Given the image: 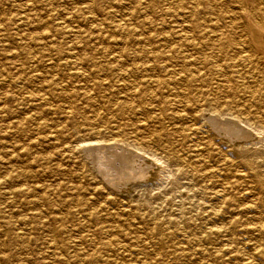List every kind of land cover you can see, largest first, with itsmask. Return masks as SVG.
Here are the masks:
<instances>
[{
	"label": "bare ground",
	"instance_id": "bare-ground-1",
	"mask_svg": "<svg viewBox=\"0 0 264 264\" xmlns=\"http://www.w3.org/2000/svg\"><path fill=\"white\" fill-rule=\"evenodd\" d=\"M156 1L154 10L160 24L164 23L166 14L170 15L172 23L179 16L188 20H180L177 27L173 25L169 30L136 34V46L129 41L120 49L105 54L111 59L107 66L92 55L89 60H82L76 54L63 62L54 60L52 67H68L72 85L53 83L49 92L64 97L67 105L54 103L55 94L48 95L47 90H41V93H28V90L27 95L42 106L52 109L54 106L69 118L79 116L89 132L72 140L74 135L79 136L75 132L65 142L68 143L65 151L77 150L87 159L91 165L88 171L101 177L99 186L108 184L118 193L136 189L151 178L159 181L173 178L195 195L186 197L182 216L175 210L173 214H161L153 207L146 213L149 220L139 211L131 215L136 221L133 231L123 228L110 231L111 228H103L101 205H88L78 198L77 204L72 205L71 200L66 207H57L55 212L49 213L52 203L48 195L45 192L36 194L35 190L43 188L47 192L49 188L48 194H54L56 188L42 182L13 186L14 181L21 178V182H30L37 177L36 171H22L18 170L20 166L18 169L12 166L8 172L0 174L1 201L14 194L22 196L21 201L36 212L32 213V222H27L28 225L35 229L45 227L55 239H69V229L67 224L64 225L66 215L75 218L80 214H84L83 223L92 221L96 228L90 236L81 233L76 238L110 239L103 244L104 252L111 249L127 252L131 246L118 240L122 237L201 239L202 232L188 231L192 223L196 227L211 225L212 234H220V227L239 223L246 224L251 232L264 233V221L258 212L262 205L260 195L264 199V153L255 149L252 155H247L252 147L264 142V0H229L233 5L231 9L227 4L219 8L217 0H206L209 7L203 15L211 17V25L203 15H196L197 0H188L186 5L183 0H170V7H164L169 0ZM180 11H183L182 16ZM144 23L145 20L141 24ZM83 62L88 63V68H80ZM106 70L109 71L108 81L105 76L104 79L95 77L94 82L91 80L93 74ZM112 76L116 78L113 82L118 89L123 90L119 92L120 96L108 93L114 90ZM0 78L9 84L16 82L10 75ZM88 81L93 85L86 84ZM103 86H106L108 96L100 101L89 91ZM81 92L92 108L91 117L79 111L75 104ZM101 109L108 111L109 116H101ZM59 131L54 128L51 135L56 136L61 133ZM222 143L229 144L237 152L236 158H228L220 149ZM1 144V151H4L6 147L3 142ZM86 144L90 145L83 146ZM30 157L31 163L41 161L36 155ZM240 166L245 168L242 170ZM6 181H9V187L3 186ZM238 181L254 185L257 196L249 195L245 202L231 197L230 189ZM133 182L140 184L135 186ZM206 197L212 198L213 202L204 207ZM41 210L43 216L37 214ZM106 217L112 216L106 214ZM48 219L53 223L50 224ZM170 224L175 231H166ZM97 231L103 232L105 237L94 235ZM99 258L103 264H114L97 253L88 257L87 262L94 264Z\"/></svg>",
	"mask_w": 264,
	"mask_h": 264
},
{
	"label": "rangeland",
	"instance_id": "rangeland-1",
	"mask_svg": "<svg viewBox=\"0 0 264 264\" xmlns=\"http://www.w3.org/2000/svg\"><path fill=\"white\" fill-rule=\"evenodd\" d=\"M197 1L199 7L196 15L201 17L209 4L206 0ZM170 2V0L167 1L168 4L164 7H170ZM186 2L188 0H183V5H186ZM216 3L221 9L225 4L228 9L233 8L229 0H217ZM156 8V0H0V77L10 75L16 81L14 84H9L0 78V156L2 157L0 174L8 172L12 166L16 169L20 166L18 170L22 171H36L37 177L30 182H21V178L17 179V182L14 181L13 186L21 184L32 186L33 183L42 182L50 185L51 188H56L54 194H48L49 188L47 192L43 188L35 190L36 194L42 195L45 192L48 195L52 203L48 209L49 213L55 212L57 207L59 209L66 207L71 200L72 205L77 204L79 198L85 200L88 205L91 203L102 206L100 217L103 224L105 223L104 230L111 228L110 231L113 229L116 231L123 228L133 231L136 221L131 215L134 212L139 211L147 220L149 219L146 213L153 207L161 214H173L175 210L182 216L185 212L186 197L195 195L192 191H186L180 186L181 182L173 178L167 181L151 178L152 180L142 184L133 182V185L140 184V186L130 191H118V193L107 186L108 184L104 183L105 187L99 186L101 177L88 171L91 165L87 159L77 150L65 151L68 145L65 142L69 141L75 132L79 136L74 135L72 140L89 132L81 123L79 116L69 118L54 106L53 109L51 106L48 108L42 106L27 95L28 90V93H41V90H47L48 95L55 94L52 99L54 103L67 105L68 101L66 102L64 97H56L54 91L49 92L53 83L71 84L68 79L70 74L68 67L54 68L52 67L54 60L63 62L74 54L82 60L83 58L89 60L92 55L107 66L111 60L107 57L108 53L120 49L129 41L135 44L134 46L137 45L138 35L136 34L159 29L169 30L173 25L177 27L180 20H188L179 16L172 23L169 19L170 15L166 14L164 23L160 24L154 10ZM219 8L216 10L218 11ZM180 12L182 16L183 11ZM203 16L204 20L207 19L211 25V17H207L206 14ZM144 20L145 23L141 24ZM81 66L80 68L86 69L88 63L83 62ZM108 72L106 70L105 73L93 74L91 80L94 82L95 77L104 79L105 76L108 81ZM117 75L118 72L115 76ZM110 78L114 90L108 93H118L120 96L119 92L123 90H119L117 84L113 82L116 78L113 76ZM92 81L86 84L93 85ZM105 87L93 88L92 92L91 90L89 92L103 101L102 99L108 96ZM80 94L81 100H77L75 104L78 107H76L91 117L92 108L83 98V92ZM68 105L71 106V104ZM100 114L109 116L108 111L103 109ZM38 121L41 122L40 126L37 125ZM58 126L61 128L60 131ZM54 128L61 133L56 136L51 135V130ZM1 142L6 147L4 149L6 153L1 151ZM88 145L90 144L83 146ZM252 148L247 155H252L255 149L257 152L264 153V142ZM220 149L225 151L228 158L233 159L237 156V152L229 144L222 143ZM9 152L12 157L10 154L7 155ZM34 155L41 161L31 163L30 156ZM240 168L243 170L245 167L240 166ZM73 185L77 189L73 188ZM81 185L83 188L80 189ZM3 186L9 187V181H6ZM192 186L195 190L194 184ZM253 187L252 184L238 181L230 189L229 195L245 202L249 195L257 196L258 193ZM21 199L22 196L19 194H14L11 198H5L2 201L0 199V207H2L0 264H88V257L94 253L99 256L104 255V258L110 259L114 264H264V233L251 232L244 223L220 227L222 228L220 234H212L211 225L196 227L193 223L190 224L188 231L198 234L202 232L201 239L122 237L118 240L131 246L127 252L119 253L112 249L104 252L103 244L110 239L76 238L80 237L81 233L90 236L96 228L92 221L90 223L81 221L84 214L77 215L75 218L66 215L64 225L67 224L70 237L55 239L53 235L51 237L48 229H44L45 227L40 226L35 229L33 225H28L36 212ZM259 199L262 205L258 212H261V218L264 221L263 195H260ZM204 200V207L213 202L210 197ZM43 213L41 210L37 214L43 216ZM106 214L112 217L109 219ZM157 214L159 216V213ZM48 220L50 224L53 223L50 219ZM262 225L264 226V223ZM172 230L175 231L170 224L166 231ZM88 232L91 233L87 234ZM97 232L94 235L105 237L103 232ZM94 264H103V262L99 258Z\"/></svg>",
	"mask_w": 264,
	"mask_h": 264
}]
</instances>
